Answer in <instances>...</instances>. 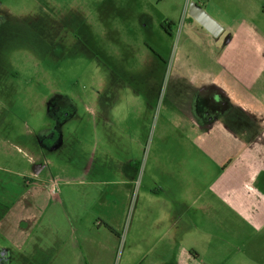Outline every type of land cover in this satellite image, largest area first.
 Masks as SVG:
<instances>
[{"label": "rangeland", "instance_id": "1", "mask_svg": "<svg viewBox=\"0 0 264 264\" xmlns=\"http://www.w3.org/2000/svg\"><path fill=\"white\" fill-rule=\"evenodd\" d=\"M193 1L227 23L222 38L235 34L234 23L250 25L237 55L252 62L244 72L264 67V0H0V106L13 109L3 120L29 138L28 149L18 146L40 166L39 181L0 174L19 184L14 193L73 196L78 157L99 178L133 157L147 177L155 154L190 153V74L229 70L216 64L224 39L215 44L188 25ZM259 82L254 94L242 86L245 103L264 96ZM80 120L101 125L77 129Z\"/></svg>", "mask_w": 264, "mask_h": 264}, {"label": "crops", "instance_id": "2", "mask_svg": "<svg viewBox=\"0 0 264 264\" xmlns=\"http://www.w3.org/2000/svg\"><path fill=\"white\" fill-rule=\"evenodd\" d=\"M219 23L218 37L201 35L224 39L216 64L229 70L190 74V153L155 154L147 177L133 157L118 171L107 166L101 178L78 157V190L49 191L47 200L38 188L14 193L19 184L0 176V264H264V96L245 103L241 93L248 86L254 94L259 80L264 88V67L244 72L252 62L237 55L250 25L234 23L235 34L222 38L227 23ZM4 112L13 109L0 106V174L39 181L40 166L18 146L32 142L13 126L8 132ZM94 124L101 122L76 121L77 129ZM49 162L43 155L39 163Z\"/></svg>", "mask_w": 264, "mask_h": 264}, {"label": "water", "instance_id": "3", "mask_svg": "<svg viewBox=\"0 0 264 264\" xmlns=\"http://www.w3.org/2000/svg\"><path fill=\"white\" fill-rule=\"evenodd\" d=\"M188 15L213 37H218L223 28L206 10L196 2L188 5Z\"/></svg>", "mask_w": 264, "mask_h": 264}, {"label": "flooded vegetation", "instance_id": "4", "mask_svg": "<svg viewBox=\"0 0 264 264\" xmlns=\"http://www.w3.org/2000/svg\"><path fill=\"white\" fill-rule=\"evenodd\" d=\"M198 24V23H197ZM199 25V24H198ZM200 26V25H199ZM202 30H204L206 33H208L203 27L200 26ZM211 35V34H210Z\"/></svg>", "mask_w": 264, "mask_h": 264}, {"label": "trees", "instance_id": "5", "mask_svg": "<svg viewBox=\"0 0 264 264\" xmlns=\"http://www.w3.org/2000/svg\"><path fill=\"white\" fill-rule=\"evenodd\" d=\"M192 20V19H191Z\"/></svg>", "mask_w": 264, "mask_h": 264}]
</instances>
